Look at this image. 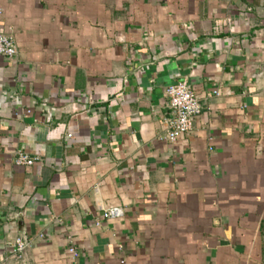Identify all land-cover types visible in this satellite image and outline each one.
Here are the masks:
<instances>
[{
  "label": "crops",
  "instance_id": "crops-1",
  "mask_svg": "<svg viewBox=\"0 0 264 264\" xmlns=\"http://www.w3.org/2000/svg\"><path fill=\"white\" fill-rule=\"evenodd\" d=\"M0 8L17 49L0 57V264H264V0ZM182 80L202 111L170 143Z\"/></svg>",
  "mask_w": 264,
  "mask_h": 264
},
{
  "label": "built area",
  "instance_id": "built-area-1",
  "mask_svg": "<svg viewBox=\"0 0 264 264\" xmlns=\"http://www.w3.org/2000/svg\"><path fill=\"white\" fill-rule=\"evenodd\" d=\"M1 15L2 9L0 8V17ZM16 52L13 37L0 33V57L9 59L15 56ZM164 91L170 115L164 119L163 139L173 143L191 130L194 118L202 111V105L195 91L184 80L168 85ZM67 137L70 138L71 135L68 134ZM36 160V157H29L22 151H16L13 156L14 164L18 166H30ZM122 214V208L118 206L104 208L102 211V217L106 220L119 219ZM68 238L71 240L72 237ZM28 245L29 241L25 236H19L13 242L7 243L11 255L17 259L22 257ZM68 252L75 255V247L69 246Z\"/></svg>",
  "mask_w": 264,
  "mask_h": 264
}]
</instances>
